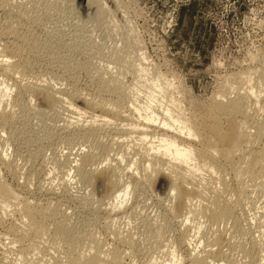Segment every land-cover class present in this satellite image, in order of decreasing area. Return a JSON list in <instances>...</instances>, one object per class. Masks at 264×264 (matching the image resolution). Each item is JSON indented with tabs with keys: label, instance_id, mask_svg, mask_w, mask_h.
Here are the masks:
<instances>
[{
	"label": "bare ground",
	"instance_id": "bare-ground-1",
	"mask_svg": "<svg viewBox=\"0 0 264 264\" xmlns=\"http://www.w3.org/2000/svg\"><path fill=\"white\" fill-rule=\"evenodd\" d=\"M12 1L0 0V8L4 9L9 16L18 19L12 20V18L7 17L5 22L8 27L0 31V37H5L4 42L0 45V167L2 171L14 173L13 171L16 170L15 166H13L14 164L12 165V162L10 163L8 159H6L7 154L5 147L10 146L11 143L14 144L16 135L18 134L11 133V131L9 132L8 130L10 128L8 130L2 128L3 126L8 127L10 123L13 124V120H15V114L13 115L11 113L12 115L10 116V112L6 111L7 109L5 110L7 102L11 99L12 107H16V109L20 111L19 113L17 112L18 114L22 115L28 112V110H33L34 115L37 117H35V119H38V122L41 123H44L46 120L50 122L54 114H58L60 111L67 112L72 117H69L70 119L63 124L62 129L64 131L71 130L70 132L72 133L78 132L76 134H80L78 136H82L83 139L86 138V142L87 137L89 138L87 135L92 132V130H89L92 123H98L104 128L106 127L107 129L110 128L117 131L116 124L127 121V117L122 115L123 111L121 112V108H123L125 103H128L129 106L126 104L127 108H129L131 112L133 111L136 113L138 118L141 119V121H135L136 123L124 125L126 127L129 126V129L132 130L130 132L133 136L128 138L140 144L142 146L140 149H143V146L145 148V152H143L144 150L140 152V154L144 153L145 160L140 157L141 159L139 162L141 160L143 161L142 164L139 165L135 163L136 167H133L135 172L130 174L127 172V174L124 172L123 168L121 169L119 166L107 164L106 159H109L107 157L109 151L112 150H110L111 145L106 147L105 144L103 147L99 142L92 144V146L90 145L91 147L88 148L87 152H80L74 166L70 165L68 160H65V164H67V166L69 164L68 171L72 169L74 177L78 176L82 183L93 182L98 184L103 181L104 196L97 200V204L101 205L102 203L110 206L107 214L111 215V213H113L112 216L114 218L119 217V219L120 216H123L124 219L125 215L133 217L134 215L132 213H134L135 205L131 204L128 208L127 201L130 200L129 198L132 199L136 196L141 188H148L149 185L151 186L153 177H162L164 175L168 182V189L166 188L167 193L164 197L168 202H174L175 204L174 206L173 203L167 204L165 206V212L171 219L179 221L181 226H184V229L181 230L182 232L180 231V235L176 239H168L165 236L166 231L164 225L157 224L158 222L155 223V221L153 222L151 219H144L139 226V228L141 227L142 229L140 230L141 234L139 236L140 238L138 237L139 239L136 237L135 240L132 234H127V232H124V234L122 233L123 231L120 232V229H118L119 231L113 230L111 233L115 245L118 244L124 247L129 251L128 254L130 253L129 255L132 254V256L136 253L138 254L141 249L157 252L159 250L162 252L161 250L164 249V251H167V254L163 251L166 257L162 264H239L240 262L238 260H243L244 264H262L264 261V211L257 218L259 228L257 238L256 236H252L254 232L250 234L251 230H248L250 226L249 221L247 223V221L244 220L246 223L245 226L248 229L243 227L244 225L240 222L241 219L236 216V211L240 210V208L251 206V193L256 189L258 190L264 187V147H261L262 145L260 144L261 139L264 138V117L257 118L254 114L256 108H264V99L260 100V98L263 97H260V94L264 92V71L254 70L255 72L253 73L251 71L253 75L252 80H247V85L243 88V92H235L236 94L234 97L230 98L227 93L222 90L219 92V95L217 93L216 96H219V100H214V98H216L215 96L209 106L203 107L205 106L203 105L200 107L198 112V114H200V119L198 117L199 124L197 125L192 119H195V117H186L183 108L175 101V98L167 95L170 85L162 75L158 72L153 73L152 71L150 79H146L148 70L145 67L148 66V64H144L145 66L143 65L142 61L144 62L145 60L143 54L139 53L140 55L137 54L138 56H136L132 50V55L130 52L131 49L126 50L127 48L124 44L123 47H121L123 38L126 44L132 43L134 46L137 44L136 39L133 34H131L132 32L130 33L125 30V33L122 32L124 36L120 34L123 36L120 41L121 48L114 47V49L110 51L108 59H106V61L111 59L110 63L112 64V68H108L110 71L105 69L107 72H102L103 69L101 72L102 74L105 73L104 75L96 73L97 77H99L100 90L110 91L111 93L109 94H111V96L113 95L114 99L110 101H102L103 99L96 100L95 98H89L88 95V97L83 96L73 87H71L73 88L72 90L58 89L59 87H56L55 82V80H58L56 76L52 77L50 75L51 78H48L44 75L46 76L44 77L39 70H34L35 66L32 65L31 61L33 62L36 57L35 53L41 50L43 46L41 47L38 42L30 40L31 38L29 39V37L26 36L28 35L27 32L25 34L11 29L15 26L14 23H19V19L23 21V18H25V20L34 21L35 23L39 22L42 19L40 18V14L42 15V12L45 11L44 9L42 10V6L46 7L47 5H45L46 3L38 4V2H36L38 0H26L16 4H13L16 1ZM78 1H85L84 4L87 7L95 5L98 7L96 9L98 14L103 10L104 5L101 3V0ZM43 2H45V0H43ZM70 2H72V0H70ZM70 5L72 4H69V6ZM69 6H67V8H69ZM40 10H42V12ZM28 11H31L32 15L28 14ZM72 34L73 39L78 36L76 32ZM129 46L131 45L129 44ZM136 47L138 48L139 46L137 45L135 48ZM135 48L134 50H136ZM64 58L66 57L59 55L58 57L55 56L50 59L52 62H63L62 67L68 68L69 62H65L66 60H64ZM86 72L88 73L89 70ZM125 73H129L131 77L134 78L132 79L134 80L133 83L131 82L132 84L127 85L124 83L126 81L124 79ZM92 75H90V77ZM138 83H142L141 86L145 90L141 98V95H138V91L141 90H138ZM145 83H148L147 86H145ZM243 85L244 84H242V86ZM179 88L176 86L175 90L179 91ZM12 89L15 91L14 97H10L11 92H13ZM238 89L239 88H236V90ZM33 96L41 97L42 106L48 108L44 110L35 109L32 105ZM9 97L10 100H8ZM79 103L81 106L77 105ZM27 114H30V112L26 113V116ZM23 116L21 117L23 118ZM23 119L25 120V118ZM129 121H131V119H129ZM46 122L43 125L44 128ZM89 123L91 124L88 127L87 125ZM40 126L41 125H39V128ZM32 127L34 128L33 125ZM91 128L93 129V127ZM6 130L8 131L7 136L4 134ZM19 131L18 133L22 135L21 130ZM44 133H46V131ZM44 133L42 135H45ZM114 133L117 134L118 132ZM2 134L5 136L3 135L4 137H2ZM120 135L122 134L120 133ZM117 139H119L118 135ZM195 140L197 141V145L195 144L196 146L193 145ZM137 143H135V145ZM114 144L113 146H115ZM138 144L134 146L136 150L138 148L137 146L140 147ZM101 164H103V166L99 167ZM61 165L62 164H60V166ZM56 166L57 164L55 168H57ZM203 170L207 173L219 176V178L216 177L218 178L216 181H219L218 188V185H216V187H213L215 189H211L213 184H209L211 187L207 184L208 181H213L212 179H214V177L211 178V181L206 180L205 183V178L202 179L200 177V172ZM68 171H62L63 176L60 177L58 180L59 182L57 181V186L63 189L64 192L69 185ZM226 172L227 174H231L230 184L221 176L223 174L225 175ZM55 176H57V174ZM124 177L126 179L125 181H123ZM216 181L214 180L213 182ZM54 188L51 184L47 186V194L55 193ZM35 203L18 194L16 190L11 189L0 177V226L4 224V220L8 215L7 213L10 212L14 214L18 222H14L16 225H13L14 223L12 222L13 224L11 226L9 225L10 227L7 229L5 227L6 231L3 232L5 236L0 233L1 239L2 236H4L5 239L3 238V240L8 241L7 250L15 251L14 256L16 254L15 258L17 259L14 258V262L9 261V259V263L6 261L7 258L4 257V255L0 258V264H42L43 259L39 258L45 257L43 253H46L47 256V250L50 252L52 250V253H55V255H53L54 253L51 254L49 252L52 257L55 256L52 261L49 259L51 255L48 256L49 258L45 257L46 259H44L45 261L49 259L52 264H123V259L126 256L125 254H127L123 249L121 250L114 244L112 247L108 246V248H105L108 244L104 246L105 242L98 241L100 239H97L94 232L92 233L93 235L90 233L86 236L83 234L85 232H81V230L77 231L79 229L75 230L76 228L74 229L75 226L73 227L72 222H69L66 217L56 210L58 209L56 207L57 205L50 203L39 205ZM9 215L7 217H11ZM126 218L132 219L127 216ZM200 219H205L210 224L212 235L207 239L206 244L203 242L206 246L202 248L201 251L199 250V252H196L197 246L193 245L196 241L198 242V235L202 234L200 231L201 225L203 224L199 221ZM139 221H141V219ZM176 223L179 224L178 222ZM190 223L192 224L190 225ZM223 223L226 226H230L232 230V234L230 233L232 235L231 240H229L230 235L227 238L224 234V230L218 228L220 227L219 225ZM107 229L109 230V228ZM180 229H182V227ZM84 230L87 232L89 231L87 229ZM131 230H133V227L129 232H131ZM76 232L78 234H76ZM247 235H249L248 239L250 240L249 247H247V245L245 247L242 241L243 237ZM204 238L205 236H200V239ZM47 239L51 241V250L47 249L46 252L44 251L42 253V250H45L42 245L44 243L49 244ZM43 246L45 247V244ZM222 248H226V250L221 251ZM182 249H184V251H182L181 255L180 251ZM3 254L4 253L1 255ZM233 257L236 259V262L231 260ZM48 262L49 261L45 264H48Z\"/></svg>",
	"mask_w": 264,
	"mask_h": 264
},
{
	"label": "rangeland",
	"instance_id": "rangeland-1",
	"mask_svg": "<svg viewBox=\"0 0 264 264\" xmlns=\"http://www.w3.org/2000/svg\"><path fill=\"white\" fill-rule=\"evenodd\" d=\"M24 1L26 0H13L12 2H15L13 4H16ZM36 2H38V4L46 3L45 5H47L46 7H41L42 10L44 9L46 12H42V10H40L42 12V15L40 14V18H42L39 21L40 23H35L34 21L32 22L23 18V21L19 19V23H14L15 26H13L11 30H17L18 32L25 34L27 32L28 35L26 36H28L29 39L31 38L30 40L38 42L41 47L43 46L41 50H38L35 53L37 58H34L35 61L32 58L33 62L31 61V63L35 66H33L34 70H39L43 76L46 75L48 78L56 76V79H58L57 81L55 80L56 87H59L58 89L61 88V90H72L73 88H76L77 92L79 91L83 96L88 95L89 98H95L96 100L103 99L102 101L113 100L114 97L109 94L111 93L110 91L100 90V82L98 81L99 77H97L96 73L104 75L105 73L102 74V72L110 71L109 69L112 68V64L110 63L111 59L106 61L110 51L114 49V47L121 48L124 44L127 48L124 49H131V51L129 50L131 53L133 50V53L136 56L143 54L145 60L144 62L142 61V63L143 65L148 64V66L145 67L148 70L147 80L150 79V76L152 75L151 72L153 71V73L158 72L169 82L170 89L168 90L167 95L175 98V101L181 106V108H183V112L186 117H195V119H192L198 125L200 119V114H198V112L200 107L203 105H205L203 107L209 106L217 93L219 95V92L222 90L227 93L230 98L234 97L236 94L235 92H243V88L247 85V80H252L253 75L251 74V71L252 73L255 72L254 70L264 71V0H101V3L104 6L103 10L99 14L96 10L98 7L95 5L87 7L84 4L85 1L80 2L78 0H72V2H70V0H45V2H43V0H38ZM69 4H72L73 6L70 5V7ZM67 6H69V8H67ZM6 14L8 15L4 9L0 8V31L7 29L8 27L5 22L7 17L12 18V20L17 19L9 15L7 16ZM28 14L32 15V12L28 11ZM126 27H128L129 30ZM125 30L130 33L132 32L131 34H133L137 41L135 46L138 45V48H135L134 44L132 45V43H129L132 46L131 47L123 41ZM73 32L78 33V36L76 38L74 37L75 39H73ZM120 34H123V36ZM0 38H2L0 39L1 45V43L4 42L5 37ZM121 38H123L122 41ZM120 41L122 45L120 44ZM133 47L136 50H134ZM54 55L56 57L59 55L66 57L64 60H66L65 62H69L68 66L70 68L68 67V69L64 66L62 67L63 62H52L50 58H54ZM84 69L86 71L89 70L90 74ZM105 69L107 71H105ZM125 74L124 79L126 81L124 80V83L127 85L132 84L134 81L132 79L134 78H132L129 73ZM90 75L92 76L90 77ZM141 84L142 83L137 84V86H139L138 90L141 89L138 91V95H141L140 98L143 96V91H145ZM147 84L148 83H145V86H147ZM242 84L244 85L242 86ZM176 86L178 88L180 87L178 89L180 93L175 90ZM235 87L239 89L236 90ZM12 91L13 92H11L10 97H14L15 95L14 89H12ZM260 95V97L263 96L260 100L264 99V92ZM10 97L8 100H10ZM216 99L219 100V96L214 98V100ZM11 101L12 99L7 102L5 110L7 109L6 111L10 112V116L15 114V120H13V124L10 123L9 126L7 125L8 127L3 126L2 128H6L7 130L10 128L8 130L9 132L11 131V133L13 132L18 134L16 135L15 143H11L10 146L5 147L7 154L6 159H8L10 163L12 162V165L14 164L13 166H15L16 170L13 171L14 173L8 172V174L7 172L2 171L0 167V177L8 184V186H10L11 189L16 190L18 194L28 198L31 202H36L35 204L45 205V203H50L57 205L56 207L58 209L56 210L66 217L69 222H72L73 227L75 226L74 229L76 228L75 230L79 229L77 231L81 230V232H85L86 234H83L86 236L94 232L97 239H100L98 241L103 243L105 242L104 246L108 244L105 248H108V246L112 247L113 244L115 245L111 233L113 230L120 229V232L123 231L122 233L127 232V234H132L135 240L136 237L139 239L141 234L140 230H142L139 226L144 219H151L153 222L155 221V223L158 222L157 224L164 225L165 231L167 232H165V236L168 239H176L180 235V231L184 229V226H181L179 221L171 219V217L167 216L165 212V206L167 204L173 203V206L175 204L174 202H168V200L164 197L168 189V182L164 175L162 176L163 178L161 176H155V178L153 177L151 186L149 185L148 188L145 187L146 190L145 188H141L142 191L140 189V192H138L136 196L132 199L129 198L130 200L127 201L128 208L131 204L135 205L134 213H132L135 217L125 215L124 219L123 216H120L119 219V217L114 218L112 216L113 213H111V215L107 214L110 206L102 203L101 205L97 204V200L104 196L103 181L98 184L93 182L82 183L78 176L74 177L72 169L68 171L69 164L68 166L65 164V160H68L70 165L74 166L80 152H87L88 148H90L92 144L99 142V144L101 146L103 145V147L105 144L106 147H109L110 145L112 146H110V150H112L109 151L107 157L109 159H106L107 164L119 166V168H123L124 172H128L129 174L135 172V169L133 168L136 167L135 163L138 165L142 164L143 160L139 162L141 159L140 157L145 160V156L143 155L144 153H141L142 155L140 154L143 150V152H145V148L143 146V149H140L142 148L140 144L128 138L133 136L130 132L132 130L129 129V126L126 127L124 125L136 123L138 120L141 121L136 113L133 111L131 112L129 108H127V106H129L128 103H125L123 108H121V112L123 111L122 115L127 117L128 122H117L119 123L116 124L117 131L110 128L107 129L106 127L104 128L98 123H89L87 126L89 127L91 124L89 130H92V132L87 135L89 138L86 136V142V138L83 139L82 136H78L80 134H76L78 132L72 133L70 132L71 130L64 131L62 129L63 124L72 117L67 112L60 111L58 114H54L50 122L49 120H46L47 122L44 121V123L46 122L47 124H45V129L43 126L44 123L38 122V119H35L36 116L34 115L33 110H28V112H26H30V114L33 113L32 115L27 114L26 116V113L20 115L18 114L20 112L18 111L19 109L12 107ZM126 104L128 105L126 106ZM32 105L35 109L38 108L40 110L48 108L46 106H42L41 97L38 96H33ZM77 105L81 106L80 103ZM256 109L254 113L255 117L263 118L264 116L262 115H264V108ZM21 116H23L26 121ZM129 119H131V121H129ZM39 125H41L40 128ZM91 127H93V129ZM19 130H21L22 135L18 133L20 132ZM44 130L47 134L44 133ZM6 131L4 134L7 136L8 131ZM112 131L113 133H118L113 134ZM119 131L122 135H120ZM43 133L45 135H42ZM4 134H2V137L5 136ZM117 135L119 139H117ZM196 142L197 141L195 140L193 143L194 146L197 145ZM135 143L140 145V147H136L137 150L134 148V146L137 145H135ZM263 143L264 138H262L260 142L262 146H259L264 147ZM113 144L115 146H113ZM59 163L62 165L60 166ZM56 164L57 168H55ZM102 166L103 164L99 167ZM62 171H68L69 185L65 192L57 186V183L59 182L58 180L61 176H63ZM56 174L57 176H55ZM200 175L198 176L202 179L205 178V183L206 180L211 181L212 177H214V179H212L213 181H216L219 178V176L207 173L204 170L200 172ZM221 176L225 178L224 180L228 181L229 184L231 183V174H227L226 172L225 175L223 174ZM123 179V181L126 180L125 177ZM213 181H211L212 183L208 181L207 184H213L211 189H215L213 187H216V185H218V188L219 181H216L217 183ZM50 184L53 188L55 187V193H49L51 195L46 192V187L50 186ZM263 191L264 187L253 191V193H251V206L249 205L247 208L243 207V210L240 208V210L236 211V216L241 219L240 222H242L241 224L244 225L242 226L245 229H248L245 226V221H247V223L249 221L250 226L248 230H251L250 234L254 232L252 236H256V238L258 236L257 232L259 231L257 218L264 211ZM7 214H10L9 216L11 217H7V215L4 220L5 225L2 224V226H0V233L4 234V236L5 233L3 232L6 231L5 227L7 229L14 222L18 223L14 214L11 212ZM126 216L132 219H128ZM245 217L248 218L246 219ZM140 219L141 221H139ZM199 221L202 222L201 224L203 225H201L202 227L200 231L202 234L198 235V242L196 241V243L194 242L195 244L193 243V246H197L196 252H199V250L201 251L202 248L206 246L205 244L207 239H209L212 235V228L210 224L205 219H200ZM15 223L13 225H16ZM191 224L192 223H190V225ZM219 226L220 227L218 228L224 230V234L227 238L230 235L229 240H231L232 230L230 229V226H226L224 223ZM132 227L134 231L131 230V232H129ZM181 227L182 229H180ZM107 228H109V230ZM84 229L89 231L87 232ZM76 234L78 233L76 232ZM202 235L205 236L204 239H200V236L202 237ZM4 236H2V239L0 237V258L5 255L4 257L7 258L6 261L10 259L9 261L12 262L16 257V254L14 256L15 251L7 250L8 241L3 240V238L5 239ZM248 237L249 235L243 237L242 239L245 247L246 245L249 247L250 240ZM47 241L49 244L44 243L45 247L43 246L44 244L42 245L45 249L42 250V253L44 251L46 252L47 249L51 250V241L48 239ZM115 246H118V248L121 250L123 249L124 252L127 253L123 259V264H162L167 254V251H164V249L161 250L162 252L159 250V253L157 251L141 249L138 254L136 253L137 255L135 254L132 256V254H128L129 251H127L124 247H121L118 244ZM225 250L226 248L221 249V251ZM163 251L166 253L165 255ZM182 251H184V249L180 251L181 255ZM49 252L50 251L47 250V256L46 253H43L46 258H49L48 256L54 253H52V250L50 252L51 254H49ZM2 253L4 254L1 255ZM53 255H55V253ZM45 257L43 256V258L39 259L44 260L46 259ZM53 257L51 255L49 259L52 261ZM49 259L46 261L42 260V264L47 263V261H49V264ZM231 260L236 262L234 257L231 258ZM238 261L240 262L239 264H244L243 260ZM50 264H52V262ZM262 264H264V261Z\"/></svg>",
	"mask_w": 264,
	"mask_h": 264
}]
</instances>
